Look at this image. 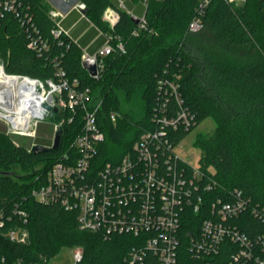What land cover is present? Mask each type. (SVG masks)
<instances>
[{
	"label": "trees",
	"instance_id": "1",
	"mask_svg": "<svg viewBox=\"0 0 264 264\" xmlns=\"http://www.w3.org/2000/svg\"><path fill=\"white\" fill-rule=\"evenodd\" d=\"M0 0V60L7 75L29 77L42 83L60 82L58 71L68 81L78 80L79 89L90 88L92 97L101 101L98 124L105 135L97 155L102 163H118L145 133L156 129L155 107L159 100L177 109L174 98L161 96L158 83L164 78L179 84L183 108L194 118L190 130L167 131L173 145L183 140L198 124L213 118L216 129L200 134V172L215 186L205 197L211 202L242 200L245 208L230 223L251 240H264V0H247L244 5L227 0H212L204 18V28L190 32L188 25L199 0H151L147 9L142 0H79L85 16L103 33L118 37L125 53L115 52L105 59L100 77L92 78L81 63L82 47L70 36L55 39L56 27L46 0H14L15 9L32 18L39 36L48 43L39 54L29 46L30 31L22 25L15 10ZM136 5L137 9L131 10ZM115 9L120 21L111 29L103 21L108 9ZM146 15L147 30L133 35L138 26L129 14ZM89 34V38L92 37ZM116 45V42H114ZM125 103L139 102V111L125 110ZM118 114L112 123L109 115ZM66 115H55V124ZM58 151L34 155L0 131V213L12 216L0 228V256L10 261L48 264L63 249L80 248L82 260L76 264H122L136 241L132 236L105 237L101 232L83 230L77 212L60 204H42L31 197L43 185L51 167L67 156L78 157L72 147L82 129L80 116L61 124ZM38 145L51 147L50 143ZM69 159V157H67ZM14 167L32 173L18 179ZM202 193V191H201ZM240 194V197L237 196ZM26 212L25 219L15 215ZM177 264H206L228 261L232 246L211 257H195L189 249L188 235L199 231L207 218L202 211L188 212ZM23 227L29 233L25 243L8 240L5 233ZM261 254L264 250L261 248ZM145 264H157L148 255Z\"/></svg>",
	"mask_w": 264,
	"mask_h": 264
},
{
	"label": "built area",
	"instance_id": "2",
	"mask_svg": "<svg viewBox=\"0 0 264 264\" xmlns=\"http://www.w3.org/2000/svg\"><path fill=\"white\" fill-rule=\"evenodd\" d=\"M120 5L123 7L122 0ZM151 0H142L146 10ZM160 1V0H155ZM240 5L246 0H227ZM212 0H199L194 15L188 25L190 32H199L204 28V18ZM5 8L15 10V1H6ZM85 10L84 4L78 8ZM129 14L139 20L138 28L133 35L147 30L146 15ZM49 15L55 21L56 27L51 34L55 39L62 35L69 36L61 26L62 14L51 10ZM22 25L30 31L29 46L39 54L44 53L48 43L38 35L32 25V18L16 11ZM103 21L111 29L120 21L115 9L108 8L103 14ZM98 29V28H97ZM100 33H103L98 29ZM104 45L94 54L82 49L81 63L94 62L96 74L89 75L98 80L104 68L105 59L115 52L125 53L124 43L118 37L103 33ZM116 42V45H114ZM59 83L47 81L50 92L47 94L45 85L29 77L16 76L25 94H30L34 88L40 89L44 101L37 108H32L28 119L25 113L8 110L0 102V117L11 126L10 132L15 135L32 136L33 125L55 115L68 116L72 122L75 117L82 119V129L75 138L73 148L78 157L66 156L55 163L49 170L43 185L31 192V197L39 203L60 204L65 210L76 211L77 221L81 229L91 232H101L105 237L115 235L132 236L136 243L132 246L122 264H145L148 255L154 256L157 264H177L182 243L184 227L188 221V212L198 215L202 211L207 215L195 235H188L189 249L195 257H211L222 252L228 244L232 246L228 261H208L206 264H264V240H251L239 227L230 223L238 218L245 208L242 200L233 202H211L205 195L209 194L214 184L206 181L197 165L189 159L182 158L176 151L183 141L173 145L167 131L180 128L187 131L194 125V118L183 107L179 92V84L175 80L164 78L158 83L161 96L174 98L177 109L170 113L169 104L159 100L155 107L153 118L156 129L143 134L134 144L132 150L118 163H102L97 155L100 145L105 141V135L98 124L101 101L92 97L90 88L79 89V81H68L62 71H58ZM51 96L52 101L49 100ZM52 95H55L53 99ZM48 104L53 110L42 112V105ZM112 123L117 122L118 114L111 112ZM69 157V159L67 158ZM202 191V193H201ZM240 197V194H237ZM15 215L25 219L26 212L16 210ZM12 216H7L11 221ZM0 213V228L7 222ZM8 240L14 243H25L29 233L23 227H14L5 233ZM82 250L73 251L74 264L82 260ZM51 261V260H50ZM0 264H40L25 263L23 260L10 261L0 256ZM50 264V262L48 263Z\"/></svg>",
	"mask_w": 264,
	"mask_h": 264
},
{
	"label": "rangeland",
	"instance_id": "3",
	"mask_svg": "<svg viewBox=\"0 0 264 264\" xmlns=\"http://www.w3.org/2000/svg\"><path fill=\"white\" fill-rule=\"evenodd\" d=\"M247 1V0H246ZM71 2V1H70ZM72 3V2H71ZM246 3V2H245ZM242 3L240 5H244ZM50 11H56L58 3H55V0H46ZM74 4V3H73ZM59 7V6H58ZM78 8V6L76 7ZM137 9L136 5L132 6L131 10ZM0 64L3 67V63L0 60ZM4 69V68H3ZM45 85V90L47 94L50 92V87L47 83ZM49 100L52 101L51 96ZM53 99L55 95H52ZM123 106L125 110L133 109L134 111H139V102L134 101L132 104L125 103L123 100ZM7 109V107H6ZM11 125L0 117V131H5L7 135L13 140L17 145H22L28 148L29 150L34 146L38 145L37 143L42 141L45 143L53 144L56 131H58L57 125L53 122L52 118L47 117L44 121L36 123L33 125V135L32 136H22L15 135L10 132ZM216 129V122L213 118H207L198 124L180 143L177 147V153L184 159H189L194 165H197L198 160L202 156L201 149L196 145L197 137L200 134L211 135ZM13 173L18 179L29 176L32 172L28 170H22L19 167H14ZM79 248H69L63 249L55 258L50 261V264H74L73 260V251L78 250Z\"/></svg>",
	"mask_w": 264,
	"mask_h": 264
},
{
	"label": "crops",
	"instance_id": "4",
	"mask_svg": "<svg viewBox=\"0 0 264 264\" xmlns=\"http://www.w3.org/2000/svg\"><path fill=\"white\" fill-rule=\"evenodd\" d=\"M55 3H58L56 11L62 14L61 26L68 31L83 50L94 54L104 45V34L100 33L97 27L86 18L84 11L76 8L81 4L79 0H55ZM91 33L93 35L89 38Z\"/></svg>",
	"mask_w": 264,
	"mask_h": 264
},
{
	"label": "bare ground",
	"instance_id": "5",
	"mask_svg": "<svg viewBox=\"0 0 264 264\" xmlns=\"http://www.w3.org/2000/svg\"><path fill=\"white\" fill-rule=\"evenodd\" d=\"M31 93L25 94L22 86L15 77H8L0 64V102H4V106L8 110L25 113L24 118L28 119L31 115L32 108H37L44 101V96L38 93L35 82H32Z\"/></svg>",
	"mask_w": 264,
	"mask_h": 264
},
{
	"label": "water",
	"instance_id": "6",
	"mask_svg": "<svg viewBox=\"0 0 264 264\" xmlns=\"http://www.w3.org/2000/svg\"><path fill=\"white\" fill-rule=\"evenodd\" d=\"M125 1V0H122ZM85 13V12H84ZM135 23L138 24L139 20L136 18H133ZM84 68L91 74V75H95L96 74V65L95 63L92 62H87L84 63ZM4 70V69H3ZM6 74V73H5ZM7 75V74H6ZM8 77H15V75H7ZM37 81V80H36ZM38 92H40V89L38 90ZM42 112L44 113L45 111H49V110H53L54 113L57 112V108H52L51 105L48 104H43L42 105ZM61 138H62V129H58V131H56L55 133V137H54V141L51 147H46L43 145H34L30 151L34 154V155H40V154H44V153H48L50 151H58L60 145H61Z\"/></svg>",
	"mask_w": 264,
	"mask_h": 264
}]
</instances>
